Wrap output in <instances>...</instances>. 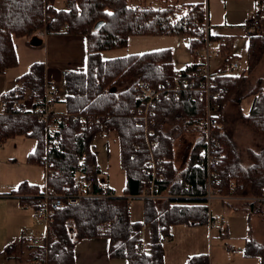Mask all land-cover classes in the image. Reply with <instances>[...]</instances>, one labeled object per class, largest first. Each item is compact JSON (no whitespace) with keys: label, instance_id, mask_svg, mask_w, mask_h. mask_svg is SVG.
Returning a JSON list of instances; mask_svg holds the SVG:
<instances>
[{"label":"trees","instance_id":"trees-1","mask_svg":"<svg viewBox=\"0 0 264 264\" xmlns=\"http://www.w3.org/2000/svg\"><path fill=\"white\" fill-rule=\"evenodd\" d=\"M54 1L0 0V74L17 65L16 39L42 38L62 33L65 28L64 33L68 35L84 37L87 50L85 70L62 74L65 95L59 94L55 103L64 105V115L109 117L108 124L114 128L119 141L121 167L126 176L125 196L83 200L77 206H64L55 213L53 235L46 249L31 246L27 237L21 235L17 242L5 248L4 253L9 260L23 257L21 264H75L74 249L79 242L106 238L111 260H124L127 264H164L161 240L170 236V228L204 225L209 217L205 199L206 176L195 163L204 144V103L171 99L156 107L153 140L157 144V156L164 165L160 194L167 196L168 200L142 202L143 220L150 230L147 249L140 237L141 224L132 221L131 213L127 212L129 203L126 197L139 195L150 182V177L144 173L146 142L137 136L139 129L129 114L139 105L135 97L138 83L155 88L184 77L193 65L175 70L169 49L109 60H103L101 54L127 47L131 37L165 36L187 38L192 53L199 47L197 29L203 23L205 5H179V0H66V8L57 10ZM255 1L260 11L258 19L264 29V0ZM211 39L218 44L219 54L226 64H230L234 59L231 51L233 38L212 36ZM263 56L264 38L248 39L246 71L218 81L227 88L222 98L223 106L233 98L241 101L252 97L249 113L243 120L252 133L264 138L263 82L257 80L245 92L248 78ZM44 87V66L33 64L17 79L16 87L2 97L8 109L0 114L1 144L20 137L33 140L35 147L27 162L41 167L46 151L44 127L33 113L23 111L21 105L25 100H31L33 108L43 106ZM221 121L213 131L221 144L222 156L215 168L211 190L214 197L219 198L246 194L258 197V202L245 205L247 230L242 254L264 264V245L254 239L251 228L252 217L264 219V150H248L245 163L223 130ZM166 125H170L168 130H165ZM97 135L96 131L81 129L77 122L63 131L59 149L52 148L47 155L56 171L47 178L49 187L59 194L76 193L74 179L80 168L77 155L85 154L82 163L85 170L87 165L95 164L92 145ZM182 135H195L197 139L183 152L185 165L177 169L175 139ZM135 146L139 148L137 151ZM42 188L22 183L8 196H17L22 208L29 204L35 210ZM186 264H209L208 256L191 257Z\"/></svg>","mask_w":264,"mask_h":264},{"label":"rangeland","instance_id":"rangeland-1","mask_svg":"<svg viewBox=\"0 0 264 264\" xmlns=\"http://www.w3.org/2000/svg\"><path fill=\"white\" fill-rule=\"evenodd\" d=\"M189 3L187 0H179L178 4ZM205 4V2H201ZM251 19L259 17L260 11L256 1ZM54 7L57 10L66 8V0H55ZM206 7V5H205ZM234 36L231 51L238 64L235 74L246 71V49L248 39L243 38V30L238 29L232 33ZM187 38L184 37H132L127 47L120 49V52L108 51L101 54L103 60L119 58L134 54H143L158 50L170 49L173 53H186ZM15 51L17 65L0 74V114L3 113L2 97L13 90L17 85V79L28 72L29 68L41 60L42 50L33 47L28 39L15 40ZM224 61L219 57L212 61V72ZM261 80L264 86V56L257 69L249 76L245 92H248L257 80ZM61 96L65 95L62 77L54 82ZM252 103V97H246L241 102L233 98L227 104L224 114L223 128L228 137L234 141L243 161L246 163L247 149L254 152L264 150V138L255 135L248 128L243 117L248 115ZM63 111L65 107L57 103L51 109L52 112ZM170 125L165 126L168 130ZM195 135H182L175 139V167L182 168L185 165L184 151L195 142ZM35 142L31 139L15 138L7 140L0 146V264H21L22 258L7 259L4 253L5 248L18 241L21 235L40 239L41 245L48 246L52 236H47L46 227L39 222L35 216L32 206L22 208L16 196H8L10 192L17 189L22 183L43 187L44 170L35 163H28L27 157L33 152ZM92 150L95 158V165L99 168L98 183L105 185L113 191L116 197L125 196L126 176L121 167L120 147L117 135L113 132L106 136L97 135L93 140ZM228 205L232 208H239L242 212L232 211L219 197H213L209 201V217L204 225L185 226L175 225L170 228V236L162 238L163 258L165 264H186L188 259L194 256L207 255L210 264H237L234 255L244 248L243 237L247 230V216L245 208L248 203L258 202V197L250 194L234 196ZM144 201H130V217L134 222H139L140 237L143 247L147 249L150 241V230L148 224L143 220ZM236 202V203H233ZM208 203V202H207ZM221 216L224 222L217 223L211 228L209 219ZM251 227L254 239L264 245V219L260 217L251 218ZM43 239V240H42ZM47 246L41 248L46 249ZM38 247V246H36ZM230 247V251L226 248ZM13 255V254H12ZM15 255V254H14ZM243 259V258H242ZM245 259V258H244ZM232 260V261H231ZM251 264H259L258 259H248Z\"/></svg>","mask_w":264,"mask_h":264},{"label":"built area","instance_id":"built-area-1","mask_svg":"<svg viewBox=\"0 0 264 264\" xmlns=\"http://www.w3.org/2000/svg\"><path fill=\"white\" fill-rule=\"evenodd\" d=\"M242 29L245 38H264V29L258 18L245 22ZM64 31H67L66 28ZM211 38V27L205 13L203 23L197 29L199 47L192 52L193 63L191 65H193V68L184 77L169 81L155 88L145 83L136 85L135 97L138 99L139 105L130 111L129 117L139 129L137 136L143 138L146 142L147 159L144 164V173L150 177V182L143 187L139 195L127 196L126 200L128 203L134 200L162 201L168 199L167 196L160 194L164 165L162 159L156 153L157 144L153 140L155 134L153 128L156 107L162 101L171 99L184 102L200 100L204 103V144L195 163L198 169L204 172L206 176L205 199L208 205L209 201L214 197L211 186L215 178V168L222 156V149L220 142L214 137L213 131L214 128L219 126L218 123L224 109L222 98L227 93V88L221 86L218 80L233 77L235 71L238 70V64L237 62H231L220 68L217 73H213L211 71V60L219 54V48L218 44ZM58 96L59 91L56 86L51 83H45L44 105L30 110L43 125L46 136V151L42 167L44 170V186L41 194L38 195L39 203L35 209L36 219L46 227V240L47 236L53 235L52 223L56 211L60 208L76 206L83 200H106L114 196L111 188L98 183V168L95 164H89L85 167L86 170L84 169L82 163L85 159V154L77 155L80 168L74 179L76 193L59 194L47 185L48 176L56 173L52 164L48 161V152L52 148L59 149L61 134L63 131L68 130L73 123L77 122L81 129L89 132L96 131L101 136L115 132L114 128L108 124L109 117L107 116L51 113ZM2 103L3 111H6L8 104L5 101H2ZM138 149V146H135V151ZM220 199L227 200L228 198ZM28 206L26 205L24 208ZM128 208L127 212L130 210V204H128ZM223 221V217L216 216L209 219V225L214 228L218 222L222 223ZM27 241L31 246H47V244L39 246L42 241L40 242V239L35 237H29ZM226 250L230 251L231 248L227 247Z\"/></svg>","mask_w":264,"mask_h":264},{"label":"crops","instance_id":"crops-1","mask_svg":"<svg viewBox=\"0 0 264 264\" xmlns=\"http://www.w3.org/2000/svg\"><path fill=\"white\" fill-rule=\"evenodd\" d=\"M187 1L189 3L186 4L189 5L203 4L201 2L202 1L205 2L204 4L206 5L205 13L211 27L212 36H225V37L234 38L232 33L237 32L238 29H242L245 22L250 20L249 18L251 17V13L254 12L255 9V8L254 9L251 8V7H255L254 5L255 0H187ZM257 18L258 17H256V19ZM64 32L55 35L44 36L42 38H37L42 41V44L40 46L42 50V57L41 60H37V62H34V64L36 63L43 64L45 83H51L55 85L54 82L58 81L62 77L63 73L83 72L85 70L86 56H87L85 38L81 36H71ZM131 38H129V40ZM243 38L245 37L243 36ZM14 48H15V41H14ZM169 50L172 53L173 66L175 70L181 71L193 63V56L192 53H190L189 51L188 45H187V51L184 54L178 52L173 53L171 48ZM120 51L122 50H115L114 52H120ZM246 54H247V49H246ZM219 57H221L220 54L212 58L211 71L213 69L212 61L218 59ZM232 62H236V61L233 60ZM225 64H226L225 60L222 61V63L218 65L216 69L213 70V73H217L220 70V68H222ZM238 75L239 74H235L233 77ZM241 101L238 100V102ZM56 104L57 103H54L53 107H55ZM227 104L224 106L222 116L220 118L222 120L221 121L222 128L224 125L223 121H224V114ZM21 106L24 111H30L33 108V102L31 100H25ZM52 113L63 114L64 112L57 111ZM247 150H251V149H247ZM226 198H228L227 200H225L226 203L223 200L222 203L226 204L234 212L244 213L243 211L239 210L238 207L232 208L234 207L233 205L232 206L228 205L229 203H232L230 202V200L235 198L234 195H231L230 197H226ZM254 217H258V216H254ZM243 239L245 240V236L243 237ZM108 246H109V240L106 238H92V239L82 240L75 246L74 249L75 264H127V262L124 260L109 259ZM244 246H245V241H244ZM242 251L240 253L241 255H238V253L234 255L237 259L239 258L237 264H251L249 263V261L246 260L257 259V258H245L242 254Z\"/></svg>","mask_w":264,"mask_h":264},{"label":"water","instance_id":"water-1","mask_svg":"<svg viewBox=\"0 0 264 264\" xmlns=\"http://www.w3.org/2000/svg\"><path fill=\"white\" fill-rule=\"evenodd\" d=\"M30 44L33 47H39V46H41L42 41L40 39H37V38H32V39H30Z\"/></svg>","mask_w":264,"mask_h":264},{"label":"bare ground","instance_id":"bare-ground-1","mask_svg":"<svg viewBox=\"0 0 264 264\" xmlns=\"http://www.w3.org/2000/svg\"><path fill=\"white\" fill-rule=\"evenodd\" d=\"M226 65V64H225ZM224 65V66H225ZM223 68V67H222ZM168 200V199H167ZM162 201H164V200H162ZM153 202H157V201H153ZM77 206V205H76ZM128 213H130V210H129V212ZM138 251H141V248H138Z\"/></svg>","mask_w":264,"mask_h":264}]
</instances>
